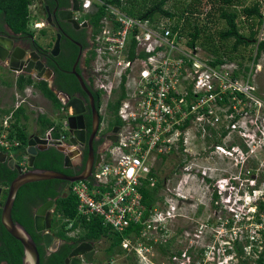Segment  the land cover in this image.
I'll return each instance as SVG.
<instances>
[{
	"label": "built area",
	"instance_id": "built-area-1",
	"mask_svg": "<svg viewBox=\"0 0 264 264\" xmlns=\"http://www.w3.org/2000/svg\"><path fill=\"white\" fill-rule=\"evenodd\" d=\"M87 5L84 3L83 7ZM110 10L112 17L104 20L97 39L96 59L101 62V56L107 59L114 70V79L119 80L129 70L126 97L119 109L122 127L115 144L107 150V157L93 174L94 186L79 182L71 188L78 200V213L99 216L118 232L130 224L141 225L138 237L129 235L122 248L127 254L136 252L144 258L143 254L152 250L150 243L167 235L168 223L175 217L173 207L161 210L154 205L147 209L142 203L141 189L150 179L149 168L162 156L180 153V148L182 156L190 153L191 130L201 139L205 133L211 137L213 131L218 134L219 130L221 134L223 129L228 141L237 135L246 148L244 152L240 144L231 143L211 146L215 153L233 159V165L240 169L237 176L209 182L214 206L227 218H218L220 228L213 230L212 243L204 250L194 247L195 251L189 252L193 246L190 241L178 264L185 257L186 262L180 264H239V259L246 256L252 257L253 263L261 259L264 264V210L259 209V204L264 203V166L261 169L245 166L246 154L264 152V129L257 127L253 131L248 123L252 121L251 110L258 112L263 102L255 94L249 74L245 80L234 79L231 65L209 66L193 50L183 49L164 26L157 31L147 21L116 8ZM129 35L137 42L133 59H128ZM143 45L144 50H139ZM139 53L148 57H139ZM111 67L99 72L107 73ZM118 69L120 73L115 78ZM134 71L136 78L130 80ZM4 138L0 137V145L7 148L9 144ZM183 163L182 170L191 178L197 165L192 160ZM202 231L203 226L195 235L196 241L202 239ZM235 241L242 248L240 256ZM176 258L177 255L170 259Z\"/></svg>",
	"mask_w": 264,
	"mask_h": 264
},
{
	"label": "trees",
	"instance_id": "trees-1",
	"mask_svg": "<svg viewBox=\"0 0 264 264\" xmlns=\"http://www.w3.org/2000/svg\"><path fill=\"white\" fill-rule=\"evenodd\" d=\"M34 1L0 0V27L4 24L14 34L33 35L30 25L34 18V12L31 9ZM44 1L50 3L49 0ZM101 1L105 5H112L120 9L131 17L147 21L157 31H160L164 26L172 32V36H175L182 43L183 39H187L184 45L191 50L197 47L202 49L208 56L203 61L211 67L230 64L239 59L238 67L234 69L232 75L234 79L249 71L248 67L242 65L243 62H252L253 65H256L259 58L264 55V37L260 38V34L264 31V16L261 13L262 0H254L250 5L247 4L246 0H177L178 3L174 4L171 10L165 8L169 0ZM66 3L64 0V5ZM179 3L180 5H178ZM106 13L105 6H98L94 14L86 16L95 28L94 37L101 31V20L106 17ZM156 15L159 17L153 19ZM136 46L137 42L131 38L128 59L134 58ZM250 47L255 49V52H252ZM247 48H249L248 52H241ZM139 57L145 58L148 55L139 53ZM60 67L63 70H68L70 66L66 62H62ZM59 74L66 78V87L57 78L54 84L55 90L64 91L70 96L73 92L80 91L78 81L74 76L62 74L57 70V75ZM127 74L128 71L121 76L116 98L108 105V109L119 125L121 122L117 112L121 101L126 97L124 85L127 81ZM31 84H34L33 77L25 75L19 76L15 82L18 90H22L26 85ZM35 86L54 108H61L54 89H50L47 82L39 81ZM94 98L95 104L98 106L101 93L95 92ZM9 111L3 110V115H8ZM3 120H0V133L6 134V140L9 141L10 145L12 142H16L15 149L21 150L22 156H24L29 135L26 132L28 122L26 110L20 107L13 112V121L9 122L8 128L1 126ZM36 122L38 124L36 135H43L46 130L51 128L53 129L51 137L54 140H58L62 134H66L61 129L60 121H53L46 115L38 116ZM224 135L225 132H222L221 136ZM33 169L52 170L68 176L79 174L82 170V168L78 171L63 168V155L55 147H49L38 152L33 163ZM16 176L15 170L9 169L6 163H0V186L8 188ZM160 183L161 181L156 184L153 190L141 189L142 203L147 209L151 208L157 200L155 195ZM92 184L93 182L88 183L90 187ZM72 186V183L62 180H47L23 185L17 192L11 212L12 220L21 225L32 237L39 254V264H64L70 250L76 244L86 241L97 242L106 239L108 246L104 253L108 256V261L113 256L124 253L121 249V242L129 235L138 237L142 226L130 224L124 231L117 232L113 231L111 226L105 225L99 216H80L77 212L78 200L70 191ZM66 187H68V192L63 193ZM63 194H65L64 197ZM48 200L55 201L51 231L54 237L61 240L62 243L55 252L46 255L44 247L41 245L42 238L33 229V209ZM159 200L163 202V198ZM260 208L264 210V203L259 204ZM75 231H78L76 236L69 235ZM234 245L237 253H242V248L237 244V241ZM163 250L161 249L162 252ZM23 256L22 245L6 232L0 221V264H22ZM256 264H262L261 260L257 261Z\"/></svg>",
	"mask_w": 264,
	"mask_h": 264
},
{
	"label": "rangeland",
	"instance_id": "rangeland-1",
	"mask_svg": "<svg viewBox=\"0 0 264 264\" xmlns=\"http://www.w3.org/2000/svg\"><path fill=\"white\" fill-rule=\"evenodd\" d=\"M246 1H247V4L250 5L252 4L254 0H246ZM177 3H178L177 0H169L165 8L171 10L172 6L174 4L176 5ZM261 3H262L261 13L264 16L263 0L261 1ZM178 5H180V3ZM36 6H37L36 2H34V5L32 6V8ZM158 17L159 15H156L153 17V19H157ZM33 21L34 22L36 21L35 16L33 18ZM30 30L33 32L34 35H38V30H39L38 27L36 28V27L30 26ZM262 37H264V31H262V33L260 34V38ZM186 40L183 39V43L186 42ZM183 43H181L183 49L185 50L188 49L187 47H185L186 46L184 45L185 43L184 44ZM144 46L145 45H143L142 47L139 46V50H144L143 48ZM248 50L249 48H247L246 50H241V52H248ZM250 50H252V52H255V49H251V47H250ZM188 51H190V49ZM193 52H196L197 56L202 58V60L208 57L204 53V51H202V49L198 47L195 48ZM100 58L102 60V62L100 61V63H102L103 65H108L105 67L109 68L112 66L111 64L108 63L105 57L101 56ZM237 62L239 63V59L238 61H233L232 63H230L231 64L230 67L237 68L238 67ZM102 64H98L96 66V64L94 63L93 68L95 72H92V73L95 74L96 70L103 69ZM242 65L249 68V71H247L246 74L249 73L251 77V81H253L255 87L257 88V97H259L264 104V55H262L259 58L256 65H253L252 62H247V61L243 62ZM113 72L114 70L111 67L109 72L100 73L99 77L101 78V82L104 83L105 85H108V83L113 79V76H114ZM119 73H120L119 69L115 71L114 73L115 78H117V75ZM133 73H134V76L130 80H133V78H136V72L134 71ZM15 78H16V74L9 73V71L5 68L0 69V120H2L4 117L3 110L11 109L13 104H15L14 103L15 100H20L21 98H24L23 100H25V102L29 104V107L27 108L31 112L29 120L27 122L26 132L30 133L35 127L34 118L36 114L38 113H46L53 120L60 118V115L52 111V107L50 106V104L46 100H44L43 97H41L39 94L33 95V93L30 90H27L25 92V96L22 97L21 95H19V93H16L15 87L13 85V81ZM96 79L97 78L94 77V80ZM115 81H116L115 79L112 80L111 90L115 88V83H116ZM98 85H101V84H98ZM106 87L109 88L108 86ZM100 93H101L102 104H104L103 102H106V99L108 97V92L106 93L105 96H104L103 90H100ZM263 104H261V107L258 112H254V110L252 109L249 114L252 121L248 123L251 124L250 129L253 131H255L257 127L259 129H262V128L264 129V105ZM244 106L247 108L248 105H244ZM101 114L102 116H105L103 111H101ZM245 121H249V118H246ZM254 122H256V124H254ZM218 127H220V125L216 126L215 128H218ZM192 132L194 131L192 130ZM213 132L216 133L215 131ZM206 135H208L207 133H205V137L208 138ZM219 136L220 135H219V130H218L217 137ZM211 137H213V134ZM221 139L223 140V143L225 146L232 143L233 141H234L233 143L234 145L241 144V143L243 144V142L237 135H235V137L229 141L226 136ZM192 142H195V143L190 144L191 153L193 156L196 153L198 147H200V149L203 148V150H206L207 147L211 144L207 140H201L199 138L192 139ZM11 153L13 156L16 157V159L19 162L23 161V156H22L23 152H21V150L18 151L17 149H13ZM175 156L178 158V160H180V158L182 157L179 154ZM175 156H173V159H174L173 161L177 163L178 160L176 159ZM248 156L251 159L248 160L247 164L245 165L246 167L253 168V169H257V168L261 169V167L264 166V152L255 151L254 154H248ZM106 157H107V154L103 155L102 158H106ZM163 165L165 169L164 173L161 170L162 164L159 162V160H157L154 163V166L153 168H151V171H153V169L155 170L158 176V179H162L164 175H166L168 177H172L171 178L173 179L172 181L175 182L176 179L174 178V176H171V175H174V172L172 170L174 168L173 165H171V163L169 162H166ZM228 167L230 171L227 170ZM236 168L233 167V160L229 161L225 158H217L213 156V160H207L203 163L202 171H205L206 175L210 176L208 180H210V182L213 183L214 182L213 179L215 178L220 179L224 177L228 178L231 176H237L238 171L240 169L239 167H236ZM196 181L199 182L200 178L199 180L194 179V178L192 180L191 179L186 180L185 184H183L184 186L183 195L191 199L190 202H192V204L199 205V210H198L199 212L197 216L195 217L192 216L194 212L193 209H189V211L186 209L187 211H183L182 212L183 215L181 217H178L176 220L174 219L171 220L170 225L167 226L168 228L167 230H169L167 235L163 238L157 237L158 241L155 242L154 245H151L152 250H150V252L143 254L144 258L140 257L139 255H137L136 252H134V253H130V254L128 253L126 255H121V256L115 255L112 257L110 261L107 262L106 260L108 256L104 253V251L106 247L108 246V241L106 239H102L99 242L94 244L95 254L93 257V261H94L93 264H171V262L174 264H178L179 256L173 261L170 259L169 254L174 255L178 251L181 253L185 252L182 250H185L187 245H189V240L185 239V236L187 235L186 233L190 234L192 237V241L190 243L196 245L197 241H196L195 235L197 233V230L201 226H203L202 241H203L204 247L212 243V240H211L212 230L211 229L207 230V229L213 226L216 223L215 221L218 220V218H222L223 220H225L227 217L226 215H221L220 212H217L216 210L217 208H215L216 206H214V203L212 202V198H214V196L212 195L211 184L207 182L206 180L205 181L203 180V182H200V183ZM173 182L171 183L173 184ZM172 184L168 188L169 190H171V192H173L172 189L175 188L174 184L173 185ZM165 192L166 191L164 190V193ZM1 199L3 201L4 199L3 196L1 197ZM170 207L171 206H169V208ZM179 211L181 212L182 210L179 209ZM58 225L59 224L57 223V226ZM78 231L70 233L69 235L76 236ZM161 249H164L163 252L161 251ZM181 262H186V257L183 258L180 261V263Z\"/></svg>",
	"mask_w": 264,
	"mask_h": 264
},
{
	"label": "flooded vegetation",
	"instance_id": "flooded-vegetation-1",
	"mask_svg": "<svg viewBox=\"0 0 264 264\" xmlns=\"http://www.w3.org/2000/svg\"><path fill=\"white\" fill-rule=\"evenodd\" d=\"M49 1L50 3H45L44 0L34 1L36 2L37 6L33 8L35 14L34 16L36 19V21L33 23H35L34 25H38V35L14 34L11 33L6 25L2 24V26L0 27V38L9 41V45L6 44L5 40L3 41V43L5 42V45L0 44V69H7L9 73L16 74V78H18L19 76L26 74L24 72V69H27L28 64L33 65L36 64V62H39L42 66L41 71L35 69L34 66L33 68H31V76L35 79L37 78L39 80L42 79L43 81H46L48 83V86H50L51 89H54L55 96L58 100H60L59 95L66 96L67 94L64 91L55 90L56 87L54 86V84L57 78H59V82L64 84V86L66 87V78L61 77L63 76L61 74L57 75V70H59L62 74L72 75L75 78V75H78L82 78L93 98L94 109L98 113V123L96 125V129L91 142L94 157V168L97 163V157L101 158L102 155H105L107 153L106 150L108 146L110 147V145L115 144L118 132L121 130L119 123L115 120V117L108 109V106H106V104L100 103V101L98 106L95 104L94 95L96 90L92 85H89V80L93 76V68L90 62V58L92 55V50L94 48L93 34L95 32V28L93 27L90 19L85 17V15H87L88 13L82 12L80 7L81 0H75L77 11H72L74 7L73 0H66V5H64V0ZM69 11H72L71 17H69V19L61 20L59 18V12L65 13ZM72 21H74V24ZM57 36H60L59 50L58 54L56 56H53L51 52L53 50ZM14 52H16V54L18 55L16 59L19 60V63H17L16 68H11L9 65V61L11 55ZM33 55L35 56L36 60H33L32 62V59H34ZM62 62H66L68 66H70L68 70H63L60 67V64H62ZM15 69L18 71L14 72ZM39 74H41V76ZM14 83L15 81H13V85ZM79 89L80 91H75L72 93L71 98L76 97L83 102L84 111L81 114V119L84 127L86 141L83 145H77V150L80 153L76 161L73 162L72 168H65L73 169L75 171H78L80 168H82L83 170L85 167L89 153L88 141L92 133V111L89 103V98L80 84ZM101 111L104 112L105 116H102ZM64 118V124H66L67 119L69 118V114L67 111L64 115ZM73 123H75V120H73ZM43 137L48 139L47 135ZM63 137L65 146H68V140L70 139L68 129ZM112 138L115 139V141H111ZM204 140L208 141V139ZM70 153L73 154L74 152L70 151ZM233 167L235 166L233 165ZM227 170L230 171L229 167ZM6 190L8 191V188L2 186V190L0 193V210L7 195ZM2 196L4 198L3 201L1 199ZM43 204L33 209V216L36 214L39 207H41ZM37 234H39L42 238L43 233ZM97 242H91L93 243L94 251V244ZM41 245H43L42 242ZM43 247L46 255H48L50 253V248H45L44 245Z\"/></svg>",
	"mask_w": 264,
	"mask_h": 264
},
{
	"label": "clouds",
	"instance_id": "clouds-1",
	"mask_svg": "<svg viewBox=\"0 0 264 264\" xmlns=\"http://www.w3.org/2000/svg\"><path fill=\"white\" fill-rule=\"evenodd\" d=\"M84 3H87L88 5H87V7H83V4ZM33 6V5H32ZM98 6H105L106 7V11H107V15H106V17H103L102 18V20H101V31L99 32V33H97L96 35H95V37L93 38V40H94V48H93V50H92V55H91V58H90V62H91V64H92V68H93V64L95 63L96 64V66L98 65V64H102V63H100V61H98L97 59H96V49H97V39L101 36V32H102V30H103V28H104V20L106 19V18H108V17H112V15H111V8H116V7H114V6H112V5H105L104 3H103V1H101V0H81V5H80V7H81V10H82V12H85V13H88L87 15H85V17L86 16H88L89 14H94L95 12H96V8H98ZM31 9H32V11H33V8L31 7ZM116 9H118V8H116ZM118 10H120V9H118ZM121 11V10H120ZM34 12V11H33ZM121 12H123V11H121ZM125 13V12H124ZM126 14V13H125ZM35 15V14H34ZM84 17V16H83ZM138 19V18H137ZM34 21H32V23H31V25L30 26H33V27H38V25H34L35 23H33ZM10 30V29H9ZM12 33V32H11ZM130 40H131V38H130V35L128 36V39H127V48H129V42H130ZM180 40V39H179ZM180 42V41H179ZM182 42H180V44H181ZM184 44V43H183ZM186 47V46H185ZM222 65H231V64H222ZM221 66V65H220ZM105 67L103 66V69H104ZM233 69V71H232V75H233V72H234V69H236V67L235 68H232ZM102 70V69H101ZM18 70H16L15 69V71L14 72H17ZM100 70H96V73L95 74H93L92 73V77L90 78V80H89V85H90V83H91V85L93 86V88L96 90V92H99L100 93V90H103L104 91V96L106 95V93L108 92V97H107V99H106V102H103L104 104H106V106H108L109 105V103H112L113 101H114V99L116 98V92L118 91V89H119V85H120V81H121V76L126 72H123V74H121V76H120V79L119 80H117V79H115L116 81V83H115V88H113L112 90H111V86H112V80H114V78L108 83V85H105L104 83H102L101 82V78L99 77V74L100 73H102V72H99ZM128 71V73H129V70H127ZM93 72H95L94 71V68H93ZM249 74V73H248ZM248 74H246V75H240L239 77H237L236 79H239V80H242V79H244V78H246L247 77V75ZM25 76H31L32 74H24ZM134 76V74H132V76L130 77V79L132 78ZM32 77V76H31ZM94 77H96L97 79L96 80H94ZM233 77V76H232ZM249 77H250V75H249ZM17 79V78H16ZM16 79H14V81L16 82ZM33 80H34V84H31V85H26L22 90H18L17 89V87L15 86V83H14V87H15V90H16V93H19V95H21L22 97H24L25 96V92L27 91V90H30L32 93H33V95H35V94H39L41 97H43V95L41 94V92L36 88V86H35V84L37 83V82H39V81H43L42 79L41 80H39V79H35V78H33ZM46 82V81H45ZM250 83L252 84V86L255 88V94L257 95V88L255 87V85H254V83H253V81H251V77H250ZM48 84V83H47ZM85 84V83H84ZM98 84H103L104 85V88H99V86L100 85H98ZM96 85H98V86H96ZM86 86V85H85ZM106 86H108L109 88H107ZM50 89H51V87L50 86H48ZM87 88V87H86ZM124 89H125V85H124ZM53 90V89H52ZM54 93H55V91H54ZM60 96V100H58L59 102H60V105H61V108L60 109H57V108H54L53 106H52V104L50 103V101L49 100H47L45 97H43V99L44 100H46L49 104H50V106L52 107V111H54V112H56V113H58L59 115H60V118L59 119H52L53 121H60L61 122V129H62V131H64V132H67V125L66 124H64V121H65V118H64V115L66 114V109H65V106H66V104H67V102L70 100L69 98H71L72 96H68V95H66V96H64V95H59ZM103 96V97H104ZM24 98H21L20 100H15V104H13V106H12V108L11 109H8V110H10L9 111V113H8V115H6V116H4V120H3V122L1 123V126L2 127H4V128H8L9 127V122H12L13 120H12V116H13V112H15L18 108H20V107H23L25 110H26V113H27V115H28V120H29V117H30V111L28 110V108L27 107H29V104L27 103V102H25V100H23ZM124 100V99H123ZM122 100V101H123ZM122 101H121V103H122ZM100 103H102V101L100 100ZM120 107H121V105H120ZM120 107H119V109H120ZM119 109H118V112H117V116H118V118H119V120H120V129H121V127H122V120L120 119V117H119ZM40 115H46L48 118H50L46 113H38V114H36V116H35V118H34V124H35V127L33 128V130L30 132V133H28L29 135H28V138L29 137H32V136H37V137H39V138H41V139H46L48 142H51V141H58V142H60V145L61 146H64V147H66V148H70V151H72V152H75V150H77L78 148H77V145L76 146H72V145H70L69 143V145L68 146H65V143H64V137H63V135L64 134H62L61 135V138L60 139H58V140H54V139H52V137H51V133H52V128L51 129H48V130H46L45 132H44V134L43 135H40V136H38V135H36L35 133H36V130H37V127H38V124H37V119H38V116H40ZM222 132H225V135L224 136H226V131H223V129H222ZM221 132V133H222ZM119 133V132H118ZM212 134H213V137H210V136H208V135H206L208 138H206L205 136H204V138H201V140H204V139H208V142H210L211 144L207 147V149L206 150H203V148L202 149H200V147H198V149H197V151H196V153L195 154H197V156H192V153H191V143H195V142H192V139H196V138H199V137H197L196 135H194V132H192V130L189 132V136L191 135V137H190V139H189V143H188V145H189V148H190V153L188 152L187 154H186V156L184 157V156H182V148H180V150H179V152L180 153H175V152H171V154L170 155H168V156H162L160 159H158L159 160V162L162 164V166H161V170H162V172L164 173V171H165V169H164V165L163 164H165L166 162H169V163H171V165H173V172H174V175H171V176H174V178L176 179L175 180V182H173L172 180L173 179H171L172 177H168V176H166V175H164V177L162 178V179H158V176H157V174H156V172H155V170L153 169V171H151V168H153V166L152 167H150L149 168V170H148V174H147V178H150L149 180H146V183H145V185H146V189H150V190H153V188H155L156 187V184L157 183H159V181H161V183H160V187L159 188H157V192H156V198L155 199H157L155 202H154V205H157V207H159L161 210H169L170 208H169V206H171V207H173L174 208V214H175V217L174 218H172L171 220H176L178 217H181L182 215H183V211H189V209H193V215L192 216H197V214H198V210H199V205L198 204H196V205H194V204H192V202H190L191 201V199H189V198H187L185 195H183V191H184V186H183V184H185V182H186V180H189V179H197V180H199V178H200V180L202 179V180H206L207 182H210V180H208V178H210V176H207L206 175V172L205 171H202V166H203V163L205 162V161H207V160H213V156H215V157H217V158H225V159H227L226 157H224V156H222L221 154H219V153H215L214 152V150H212V148H211V146L213 145V144H222L223 143V140L221 139V138H223L224 136H221V134H219L220 136L219 137H217V133H214V132H212ZM2 135H4L5 136V138H4V140L9 144V141H7L6 140V134H4V132H1L0 133V137L2 136ZM45 135H47L48 136V139L47 138H45V137H43V136H45ZM197 135L198 136H200L199 135V133H197ZM193 136H195V137H193ZM217 137V138H216ZM200 139V138H199ZM15 143L16 142H12V144L10 145L9 144V147H7V148H5V147H3V146H1L0 145V149L2 148V150L0 151V153H3V154H5L6 155V158L7 159H13L14 161H15V164H17L19 167H20V169H21V171L22 172H26V171H28V168H27V165H26V154L23 156V161H18L17 159H16V157L15 156H13L12 155V150L13 149H15L16 148V146L17 145H15ZM234 142H232L231 144H233ZM17 144V143H16ZM226 144V143H225ZM57 146H59V145H52V144H50L49 145V147H57ZM112 145H110V147H111ZM240 146L242 147V149H243V151L245 152V147H243L244 146V144H240ZM48 147V148H49ZM110 147L108 146V148H107V150L108 149H110ZM107 150H106V152H107ZM177 154H179V155H181L182 157L180 158V160H178V158L175 156V155H177ZM173 156H175L176 157V159L178 160V162L177 163H175L173 160ZM79 157V154L78 155H74V156H72V158H71V163L73 164V162L74 161H76V159ZM103 157V155L101 156V158H99V161H98V163L95 165V167L94 168H92V171H91V174H90V177L88 178V180H86V181H78V182H74V183H72V185L74 186L76 183H79V182H85V183H91V182H93V184H92V186L91 187H93L94 186V180H93V174L96 172V170L98 169V167L100 166V164L102 163V161H103V159L104 158H102ZM249 159H251L249 156H248V154H246V156H245V162H246V164H247V162H248V160ZM184 160H186V162H188L189 160H192V162H194L196 165H197V167H195V169L192 171L194 174H195V176H194V174L192 175V177L190 178H187V174L182 170V167H183V165H184V163H183V161ZM227 160H233V159H227ZM242 160V159H241ZM155 163V162H154ZM77 175V174H76ZM73 176V175H72ZM176 176V177H175ZM225 178V177H224ZM217 178H215L214 180H216ZM171 182H173V184H174V186H175V188H173L172 189V191L173 192H171V190H169L168 188L171 186ZM177 182V183H176ZM196 182H198V181H196ZM150 183H152L153 185L151 186V185H149ZM176 183V184H175ZM198 183H200V181L198 182ZM71 184V183H70ZM172 184V185H173ZM72 186V187H73ZM226 186V185H225ZM0 188H1V190H2V186H0ZM196 188V187H195ZM164 190L166 191L165 193H164ZM71 191V190H70ZM64 193V192H63ZM160 198H163V202H161V200H159ZM212 202H213V199H212ZM46 203V202H45ZM54 205H55V201H54ZM153 205V206H154ZM173 205V206H172ZM13 209V208H12ZM176 209V210H175ZM179 209L180 210H182L181 212L179 211ZM187 209V210H186ZM1 211V210H0ZM48 212H51L52 213V221H51V228L48 230V231H44L43 232V234H45L46 232H49V234H51L52 235V237L54 238V240H53V242H52V244L50 245V253H53V252H55L57 249H58V247L60 246V244L62 243V241L61 240H59L58 238H56V237H54V235H53V233H52V222H53V220H54V206L51 208V209H48L47 210ZM77 212H78V210H77ZM79 214V213H78ZM80 216H82L81 214H79ZM85 217H87V216H85ZM199 217V216H198ZM197 217V218H198ZM171 220H170V222L168 223V225H170V223H171ZM216 223L213 225V226H211L210 228H208L207 230H209V229H211L212 230V232H213V230L215 231V230H218L219 228H220V221H218V220H216L215 221ZM104 223V222H103ZM105 225H109V224H106V223H104ZM110 226V225H109ZM112 228V227H111ZM186 229H188V228H186ZM200 229V228H199ZM112 230L113 231H115L113 228H112ZM124 231V230H123ZM35 232V231H34ZM118 232V231H117ZM122 232V231H121ZM197 232H198V230H197ZM36 233V232H35ZM129 237V236H128ZM127 238V237H126ZM125 238V239H126ZM125 239H123V241L125 240ZM185 239L187 240H189V242L190 241H192V237H191V235L190 234H188V236H185ZM123 241L121 242V249L124 251V253H122V254H118V256H121V255H126L127 253H126V251L122 248V243H123ZM87 242V241H86ZM198 243H196V245H194L193 244V246L191 247V248H189V252H194L195 251V248H197V249H200V250H204L203 249V247H204V245H203V241H202V239H199L198 241H197ZM88 243H91V242H88ZM79 244V243H78ZM53 245V246H52ZM77 245V244H76ZM92 245H93V243H92ZM150 245H154L152 242L150 243ZM188 246L189 245H187V247L186 248H188ZM195 247V248H194ZM48 248V249H49ZM185 248V249H186ZM183 251V250H182ZM237 252V251H236ZM49 253V254H50ZM134 253V252H133ZM242 253H240V254H238L237 253V255L238 256H240ZM174 255H177V256H180L181 255V252H177L176 254H174ZM173 254H169V256H170V258L172 257V256H174ZM67 258V257H66ZM112 259V258H111ZM259 260H261V259H259ZM259 260H257V261H259ZM107 262H108V260H106ZM110 261V260H109ZM242 261H244V264H256L257 263V261L255 262V263H253V258L252 257H250V256H246L244 259H239V264H242ZM94 263V261H92V262H87V261H82V264H93ZM233 264H235L234 262H233ZM238 264V263H237Z\"/></svg>",
	"mask_w": 264,
	"mask_h": 264
},
{
	"label": "water",
	"instance_id": "water-1",
	"mask_svg": "<svg viewBox=\"0 0 264 264\" xmlns=\"http://www.w3.org/2000/svg\"><path fill=\"white\" fill-rule=\"evenodd\" d=\"M74 7L72 11H77L76 7V1L73 0ZM59 12V18L61 20H66L71 17V12ZM74 24V21H72ZM76 26V23H75ZM59 38L60 36H57L56 42L54 44L53 50L51 54L53 56H56L58 54L59 50ZM5 39L0 38V44L5 45V42L3 43ZM6 41V40H5ZM6 44L9 45V41H6ZM1 47V46H0ZM17 54L14 52L11 55L9 65L11 68H16L17 63H19V60H17ZM34 56V55H33ZM32 57V56H31ZM35 61V56L34 59ZM35 66V69H38L41 71L42 66L39 62H36V64H28L27 69H24V72L27 74H31V68ZM41 76V74H39ZM80 86L82 89L86 92L89 98V103L92 111V133L90 135L89 141H88V147H89V153L87 157V161L85 164L84 169L77 175L68 176L59 172H55L52 170H40V169H33V163L35 160V156L38 152L44 151L48 149L49 145H59L56 148V150L63 155V168H72L71 158L74 155H78L80 152L76 150L73 154L70 153V148H66L64 146L60 145V142L58 141H51L48 142L46 139H41L37 136L29 137L26 144V165L28 168V171L22 172L20 167L15 164V161L13 159H7L5 154L0 153V163H6V166L11 170H16L18 175L12 180V182L8 186L7 195L5 198V201L1 207L0 212V221L1 225L4 227L6 232L12 236L15 240L20 242L23 248V258H22V264H39V254L37 251L36 244L34 243L32 237L30 234L18 223H15L12 220L11 212L14 205V201L17 195L18 190L26 184L29 183H35L40 181H47V180H62L68 183H74L78 181H86L90 177L93 165H94V157L92 152V139L93 134L96 129V125L98 123V113L94 109L93 105V98L86 88L84 81L82 78L78 75H75ZM70 100L67 102L65 109L69 114V118L67 119L66 125L68 129V133L70 135V139L68 140V143L72 146L76 145H83L86 141L85 134H84V127L82 124V117L81 114L84 111L83 102L76 98H69ZM73 120H75V123H73ZM77 120V123H76ZM111 141H115V139H111ZM99 161V157H97V163ZM96 163V164H97ZM68 192V187L64 189V193ZM1 193V188H0ZM65 194H63V197ZM54 206V200H48L46 203H44L41 207H39L36 214L33 216V229L36 233H43L44 231H48L51 228V221H52V213L48 212V209H51ZM54 238L52 237L49 232H46L42 235V243L45 246V248H49L52 244ZM95 251L93 249L92 243L88 242H81L77 245H75L67 255V258L64 260V264H82V261L92 262L94 257Z\"/></svg>",
	"mask_w": 264,
	"mask_h": 264
},
{
	"label": "bare ground",
	"instance_id": "bare-ground-1",
	"mask_svg": "<svg viewBox=\"0 0 264 264\" xmlns=\"http://www.w3.org/2000/svg\"><path fill=\"white\" fill-rule=\"evenodd\" d=\"M53 226V225H52Z\"/></svg>",
	"mask_w": 264,
	"mask_h": 264
}]
</instances>
